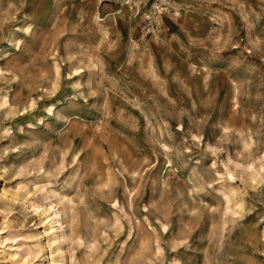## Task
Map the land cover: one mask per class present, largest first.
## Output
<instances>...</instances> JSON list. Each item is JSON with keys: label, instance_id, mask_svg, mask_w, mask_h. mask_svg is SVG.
Returning a JSON list of instances; mask_svg holds the SVG:
<instances>
[{"label": "rangeland", "instance_id": "rangeland-1", "mask_svg": "<svg viewBox=\"0 0 264 264\" xmlns=\"http://www.w3.org/2000/svg\"><path fill=\"white\" fill-rule=\"evenodd\" d=\"M0 68V264H264V0H0Z\"/></svg>", "mask_w": 264, "mask_h": 264}, {"label": "bare ground", "instance_id": "bare-ground-1", "mask_svg": "<svg viewBox=\"0 0 264 264\" xmlns=\"http://www.w3.org/2000/svg\"><path fill=\"white\" fill-rule=\"evenodd\" d=\"M1 71H2V69L0 68V73H1ZM7 102H9V98H7ZM54 206L51 204L48 208H47V210H49V215H48V217H52L53 216V212H50V210L51 209H53L54 210ZM54 222H60V219H57V220H55L53 217H52V219H51V223L50 224H48V227H47V229H46V232H47V234H50L51 233V231H53V233L55 234V239L54 240H51V241H49V245L51 246L52 245V243L53 242H57L58 240H59V234L58 233H55L56 232V229H54V226H53V223ZM61 223V222H60ZM61 225H62V223H61ZM17 253L18 252H15V253H13V254H11L12 256V258H14V257H16V255H17ZM31 253H30V251L28 252H25V254H24V256H21L20 257V260H19V264H42V262H37V263H32L31 261H30V255ZM52 255V254H51ZM50 260H52V259H50ZM56 261V260H55ZM62 263V262H61ZM60 262H49L48 264H61Z\"/></svg>", "mask_w": 264, "mask_h": 264}]
</instances>
